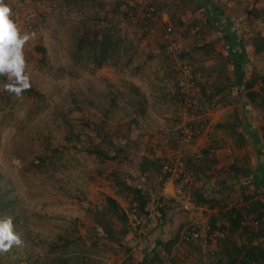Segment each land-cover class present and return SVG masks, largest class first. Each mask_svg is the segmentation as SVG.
<instances>
[{"label":"rangeland","instance_id":"374dc122","mask_svg":"<svg viewBox=\"0 0 264 264\" xmlns=\"http://www.w3.org/2000/svg\"><path fill=\"white\" fill-rule=\"evenodd\" d=\"M5 3L30 34L32 86L17 97L0 75V217L22 239L0 262L241 264L242 247L258 260L264 0ZM226 27L246 54L240 84Z\"/></svg>","mask_w":264,"mask_h":264},{"label":"clouds","instance_id":"9594fccd","mask_svg":"<svg viewBox=\"0 0 264 264\" xmlns=\"http://www.w3.org/2000/svg\"><path fill=\"white\" fill-rule=\"evenodd\" d=\"M10 13L11 9L5 0H0V75L7 78L3 90L19 97L32 86L25 70L24 57V45L30 39V34L19 32ZM21 244L22 239L13 230L11 217H0V252H7L14 245Z\"/></svg>","mask_w":264,"mask_h":264},{"label":"trees","instance_id":"16d2710c","mask_svg":"<svg viewBox=\"0 0 264 264\" xmlns=\"http://www.w3.org/2000/svg\"><path fill=\"white\" fill-rule=\"evenodd\" d=\"M224 29V32H223V37L225 39V41L227 42L228 44V54L230 56V58L232 59V63H233V68H234V75H235V83H243V81L241 80V77L244 76V58L246 56L245 54V51L243 50V46H242V42H241V38L239 36H237L235 34L234 31L230 30L229 28H223ZM109 39V37L107 38V40ZM108 49V46L106 48H104V55L107 54V50ZM263 83H264V79H263ZM246 85L248 87H251L252 86V83L251 82H247ZM216 91H220L221 88L219 86H216ZM251 98L254 100H256V96L260 93L257 92V91H254V90H251L249 92ZM262 107L264 108V95H263V100H262ZM252 139L253 141L256 143V142H263L264 143V132L260 137H254L252 136ZM199 166V165H198ZM195 170H202L203 169V165L199 166V167H194ZM262 170V169H261ZM264 172V170H262ZM258 175V174H257ZM258 183L260 185L263 186L264 188V174H262L261 176H259L258 178ZM137 192V199H138V205L141 209H144V206L146 205L147 203V198L144 196V194L139 191V190H136ZM140 192V193H139ZM3 196L0 195V206H1V209H5L8 205H9V202L7 200H4L2 198ZM195 202L196 203H205V202H208L209 199L205 198L203 196V194H199L196 198H195ZM109 203H110V207L111 209H116L117 206H118V203L115 201V199L113 198H109ZM258 205L254 202V201H250L249 204H248V209L249 210H253V211H256ZM0 209V211H1ZM259 213V212H257ZM241 218V213L240 212H236V216H232L231 217V221L234 225V227L237 226L239 220ZM258 251H256L257 253V256H258V260H257V257L253 254V252L249 249H247L246 247H242V248H237V252H236V257H235V260H238L239 259V262L241 264H254V262H257L258 264H264V249L260 246H258ZM254 249V248H252ZM247 252V253H245ZM250 254L252 256V258L255 259L254 262L248 260L247 258V255ZM257 260V261H256ZM263 260V261H262ZM147 261V260H146ZM144 260V262H146ZM0 264H3L2 262H0Z\"/></svg>","mask_w":264,"mask_h":264}]
</instances>
